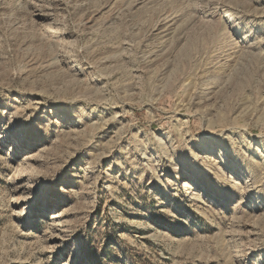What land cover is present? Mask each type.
I'll return each instance as SVG.
<instances>
[{
  "label": "rangeland",
  "instance_id": "374dc122",
  "mask_svg": "<svg viewBox=\"0 0 264 264\" xmlns=\"http://www.w3.org/2000/svg\"><path fill=\"white\" fill-rule=\"evenodd\" d=\"M0 264H264V0H0Z\"/></svg>",
  "mask_w": 264,
  "mask_h": 264
},
{
  "label": "bare ground",
  "instance_id": "6f19581e",
  "mask_svg": "<svg viewBox=\"0 0 264 264\" xmlns=\"http://www.w3.org/2000/svg\"><path fill=\"white\" fill-rule=\"evenodd\" d=\"M223 16H224L225 18H227V17H228V15H225V14H224ZM229 19H230V18H229ZM229 19H227V20H229Z\"/></svg>",
  "mask_w": 264,
  "mask_h": 264
}]
</instances>
